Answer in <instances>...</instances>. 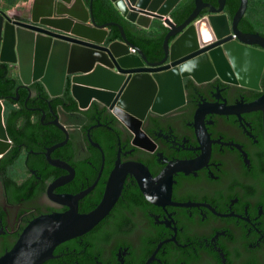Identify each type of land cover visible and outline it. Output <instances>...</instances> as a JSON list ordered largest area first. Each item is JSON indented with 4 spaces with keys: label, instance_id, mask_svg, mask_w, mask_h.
I'll return each instance as SVG.
<instances>
[{
    "label": "flooded vegetation",
    "instance_id": "obj_1",
    "mask_svg": "<svg viewBox=\"0 0 264 264\" xmlns=\"http://www.w3.org/2000/svg\"><path fill=\"white\" fill-rule=\"evenodd\" d=\"M202 2L217 7V2ZM206 10L203 6L200 16ZM219 13L230 23L234 11L227 13L224 1ZM257 15V26L244 21L242 15L237 30L264 37V10ZM216 40L209 35L205 41L210 44ZM249 47L264 51L257 45ZM36 82L27 86V92L16 88L18 81L16 99L11 98L14 93L1 99L7 145L0 154V256L10 249L28 221L68 208L46 193L47 186L67 170L44 157V150L60 142L64 132L53 124L41 123L39 109H27L35 97L46 100L55 122L65 131L64 141L52 147L47 156L72 171L71 177L52 187L50 193L73 195L96 180L76 199L75 212L86 214L98 206L116 159L117 164L127 161L144 166L152 180L166 164L156 160L159 153L164 160L197 157L200 148H195L199 144L193 115L201 104L199 97L214 103L210 92L215 93L216 88L225 100L222 106L235 104L237 99L240 103L255 100L264 93V61L257 88L227 82L217 75L200 83L184 78L183 99L178 106L159 114L147 112L138 123L129 120L128 126L97 103L91 102L82 110L76 105L71 109L65 88L61 95L49 97L35 91L32 85ZM222 102L218 97L216 103ZM259 114L256 110L203 114L209 151L205 162L171 173L169 200L206 203L215 211L235 215H217L202 206L158 205L143 195L134 175L125 172L107 212L86 232L57 244L52 256L41 264H143L158 245L146 264H264V153L257 132ZM96 122L110 129L93 126L88 130L89 140L101 152V165L99 150L86 136L88 127ZM111 130L117 138L118 158ZM157 133L178 143L183 138L192 148L185 149Z\"/></svg>",
    "mask_w": 264,
    "mask_h": 264
},
{
    "label": "water",
    "instance_id": "obj_2",
    "mask_svg": "<svg viewBox=\"0 0 264 264\" xmlns=\"http://www.w3.org/2000/svg\"><path fill=\"white\" fill-rule=\"evenodd\" d=\"M109 1L119 15L136 28L149 29L154 21H159L166 28L160 59L148 61L142 51L126 39L120 24L112 21L97 24L91 14V0H87V3L85 0H34L26 17L0 10V63L16 69L19 81L16 88L27 90L31 82L38 81L49 97H55L61 95L67 87L77 109H85L91 102L97 103L127 126L129 120L137 123L143 120L147 112L159 114L178 106L183 99L184 78L200 83L217 75L227 82L257 88L264 51L249 46L257 45L264 49V37L257 33L241 32L236 28L247 0H238L230 23L224 14L219 13L224 0H216L217 7L205 4L202 0H193L191 11L178 24L172 21L170 13L181 0ZM203 6L207 7L206 14L200 16ZM201 24L210 37L217 39L215 42L209 44L201 39ZM109 25L117 27L119 40H106ZM115 45L121 46L122 50L116 52L113 48ZM232 45L246 57L248 63L245 72H241L235 63L229 48ZM129 47L135 53H130ZM128 58L133 62L126 64ZM199 58L204 60V65L195 64ZM16 88L12 99H16ZM214 89L215 93L210 92L215 97L214 103H205L196 94L201 101L193 115L194 131L199 144L195 148H200L197 157L164 160L159 153L156 160L166 164L152 180L144 166L127 161L117 164L116 159L98 206L86 214L75 212L76 199L87 192L96 180L73 195L50 193L52 187L69 179L72 171L66 164L47 156L52 147L64 141L65 131L55 122L56 116L50 112L46 100L40 96L35 97L27 109H39L41 123L53 124L64 132L60 142L44 150V157L51 164L67 170V174L55 178L47 186L46 193L48 198L67 204L68 208L61 213L44 214L28 221L10 249L0 256V264H41L52 256L51 252L57 244L89 230L107 212L125 172L132 173L143 195L158 205L202 206L217 215H235L215 211L206 203L169 200L171 173L199 166L209 154L208 137L202 125V116L207 112L259 111L257 132L264 153V93L250 102L240 103L241 99H237L235 104L222 106L225 100L219 95L221 89ZM218 97L222 103H216ZM1 110L0 99V154L7 145ZM93 126L103 125L96 122L86 131L89 143L98 149L96 143L88 138V130ZM111 132L117 144L116 135ZM157 135L185 149L192 148L185 145L183 138L178 143L160 133ZM101 161L100 152V165ZM158 247L143 264L149 261Z\"/></svg>",
    "mask_w": 264,
    "mask_h": 264
},
{
    "label": "trees",
    "instance_id": "obj_3",
    "mask_svg": "<svg viewBox=\"0 0 264 264\" xmlns=\"http://www.w3.org/2000/svg\"><path fill=\"white\" fill-rule=\"evenodd\" d=\"M87 3V0H85ZM214 4L216 0H202ZM225 11L232 13L235 11L238 0H224ZM193 7V0H181L170 13V18L175 24L180 23L190 12ZM90 10L94 21L97 24L104 22H116L121 25L126 39L138 47L148 61L157 60L163 55L162 52V38L166 32V28L159 22L154 21L149 29L136 28L134 25L125 21L113 7L109 0H91ZM264 10V0H247V7L242 16L244 21L258 24L260 11ZM108 36L107 41L120 39L118 29L115 25L107 26ZM18 84V78L12 73V70L5 63H0V99L8 98L14 93V89ZM36 92L45 91L41 84L33 83L32 85ZM64 94L68 100H71V109H75V102L68 94V89L65 87ZM54 104L57 99L53 100ZM44 262V261H43Z\"/></svg>",
    "mask_w": 264,
    "mask_h": 264
},
{
    "label": "bare ground",
    "instance_id": "obj_4",
    "mask_svg": "<svg viewBox=\"0 0 264 264\" xmlns=\"http://www.w3.org/2000/svg\"><path fill=\"white\" fill-rule=\"evenodd\" d=\"M199 31H200L201 38L203 40L208 39L209 33L203 24L200 25ZM113 48L116 52H120L122 50L121 46H119V45H115ZM229 48H230V52H231L234 60L236 61L235 63L237 65L238 69L241 70V72H245L246 71V65L248 62L246 60V57H244V53H242L240 50H238L234 45H232ZM132 62L133 61L131 60V58H128L125 63L128 64V63H132ZM195 64L199 65V66L204 65V60L202 58H199L195 61Z\"/></svg>",
    "mask_w": 264,
    "mask_h": 264
},
{
    "label": "crops",
    "instance_id": "obj_5",
    "mask_svg": "<svg viewBox=\"0 0 264 264\" xmlns=\"http://www.w3.org/2000/svg\"><path fill=\"white\" fill-rule=\"evenodd\" d=\"M34 0H0V10L26 17Z\"/></svg>",
    "mask_w": 264,
    "mask_h": 264
},
{
    "label": "built area",
    "instance_id": "obj_6",
    "mask_svg": "<svg viewBox=\"0 0 264 264\" xmlns=\"http://www.w3.org/2000/svg\"><path fill=\"white\" fill-rule=\"evenodd\" d=\"M128 51H129L130 53H135V50H134L133 48H131V47L128 48Z\"/></svg>",
    "mask_w": 264,
    "mask_h": 264
},
{
    "label": "rangeland",
    "instance_id": "obj_7",
    "mask_svg": "<svg viewBox=\"0 0 264 264\" xmlns=\"http://www.w3.org/2000/svg\"><path fill=\"white\" fill-rule=\"evenodd\" d=\"M12 73L16 75V69L12 67ZM17 76V75H16Z\"/></svg>",
    "mask_w": 264,
    "mask_h": 264
}]
</instances>
